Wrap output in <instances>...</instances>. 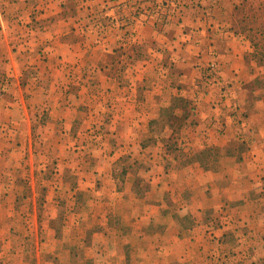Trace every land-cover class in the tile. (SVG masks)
<instances>
[{"label": "crops", "instance_id": "0c3cea01", "mask_svg": "<svg viewBox=\"0 0 264 264\" xmlns=\"http://www.w3.org/2000/svg\"><path fill=\"white\" fill-rule=\"evenodd\" d=\"M65 1L0 0V203L20 200L19 186L33 188L46 154L51 161L62 150L57 164L63 163L65 172L80 175L79 188H70L72 194L75 196L76 190H91L82 156L88 151L98 156H106V152L104 142L88 148L90 138L86 129L99 121V108L111 105L115 107L114 118L107 123L104 138L114 140L115 159L140 155L156 164V170L151 166L148 171V182L162 192L160 197L150 200L137 195L131 187L133 182H129L130 189L118 192L120 209L111 213L115 187L111 166L97 160L95 178L100 188L95 191L99 195L96 202L103 209L98 211L100 221L93 231L101 242L94 249L105 250V245H109L111 255L124 249L123 257H127L126 252H136L134 261L128 260L133 264H207L204 249L210 244L201 242L209 222L207 216L215 213L218 203L234 202L241 206L248 200L262 199L260 210L251 213L254 227L246 234L252 236L248 260H229L230 264H262L264 58L251 57L255 46L250 36L235 29L237 0H193V4L182 7L181 19H165L173 26H193L197 31L192 37L172 38L167 41L165 54L151 53L150 58L137 59L135 53L128 51V62L123 68L114 66L117 60L108 61L106 52L114 48L112 43L102 40L90 45L85 29L90 23L82 15L94 4L81 0V9L74 8L73 3L69 9L63 6ZM99 1L110 5L108 0ZM74 10L80 12V17ZM202 13L206 14L203 18ZM154 22L136 26L144 40L154 35ZM79 29L81 40L77 36ZM210 60L219 74L205 90L200 64ZM44 108L45 113L41 111ZM237 111H245L250 119L240 123L236 120ZM191 122L196 125L190 151L206 148L202 140L216 148L218 159L210 166L198 161L179 164L178 160L166 157L163 140L175 139L184 123ZM153 124H159L158 134L151 130ZM8 126L14 129L12 141ZM239 138L247 147L231 149V140ZM49 139L58 146L54 153L45 147L52 143ZM58 140H65L64 148H59ZM147 141L148 144L144 143ZM165 169L174 174H164ZM170 175H175L174 179ZM11 188L14 190L10 191ZM21 197L24 199L22 194ZM126 203L128 211L123 208ZM155 203L157 210L153 213ZM138 209L145 211L137 212ZM186 214L191 220L189 224L183 222ZM76 215L79 217V213ZM126 235L129 240L121 241ZM148 237L152 243L144 242ZM157 237L160 244H156ZM150 251L159 252L160 259L149 261L146 255L151 256ZM117 257L124 259L120 254Z\"/></svg>", "mask_w": 264, "mask_h": 264}, {"label": "rangeland", "instance_id": "374dc122", "mask_svg": "<svg viewBox=\"0 0 264 264\" xmlns=\"http://www.w3.org/2000/svg\"><path fill=\"white\" fill-rule=\"evenodd\" d=\"M88 1L94 5L87 12H83L82 16L90 23L89 27L85 28L87 30L86 34H88L87 37L90 39V45H95L99 41L102 42V40L109 44L112 43L111 46H114V48L111 50L112 47L110 46V51L106 52V54H108L107 57L110 59L108 61H112L110 63H113V60H117V64L114 65L117 68L118 66L120 68L126 67L128 62L126 54L128 51L135 53L137 59L144 56L150 58L149 54L151 53L165 54L163 52H167V41L172 38L177 40L178 38L185 39L189 36L192 37V33L197 31L190 25H183L181 27V25L176 23L173 26L167 24L165 21V19H181L183 15L182 7H185L187 4H193V0H115L117 3H111L114 0H108L110 5L100 3L102 1L99 0ZM105 1L103 0V2ZM82 2L81 0H66L63 6L71 8L73 3L74 8L78 7V9H81L80 4ZM124 3L127 5L121 6ZM117 4H120L121 7L117 8ZM234 5L237 6L235 9V19L237 18L236 20L238 21L235 27L236 31H244L246 35L250 36L251 44L255 46L254 56L251 57L264 58V0H237ZM70 12H72V9ZM73 13H77V17H80V12H77V10H74ZM202 15L203 18L206 14L202 13ZM154 21L156 22V26L152 28L154 35L151 37L147 36L148 38L144 37L147 38L144 40L141 37L143 35L141 29L138 31L136 26H140V24L144 25V23L150 24ZM80 35L82 33L79 29L77 33L79 40H81ZM135 35H137L136 38ZM122 55L125 56L123 57ZM210 62L211 60L200 64L203 70L201 76L202 82L206 83L207 73H211L212 75L209 84L207 83L208 85L202 84L205 90L209 88L214 77L219 74L218 70L215 69V64L209 69ZM137 66L139 69L140 64H137L136 68ZM153 67L155 72L158 71L156 63L153 64ZM41 111L45 113L46 108ZM114 112L115 107L111 105L99 108L96 112V118L99 121L86 129L90 138L86 143L88 144V148L98 146L104 142L106 152V156L92 155V151H88V154L82 156L84 165L88 167L85 172L86 175L89 173V182L92 184L91 190L81 192L76 190L75 196L72 194L73 190L70 188L72 186L76 189L79 188L77 177L80 175L65 172L63 163L57 164L60 162L59 158L64 153L62 150L61 155L57 154L55 156L51 154V156L53 155L51 161H48L49 155L46 154V159L41 162L43 166L33 188L26 185L23 187L19 186V194L17 196H19L20 200L1 201L0 264H106L105 262L107 261L110 264H133L128 260L132 259L134 261V254L136 252H126V255L128 254L127 257H123L125 255L124 249L115 251L114 255H111L112 251L107 249L109 245H105V250L94 249V246H98L96 244L101 242L98 240L97 234H93V231L96 230L100 221V216L97 215L98 211L103 209L96 202L99 195L95 191L100 188V184H98V180L95 178V174L97 173L95 164L97 160H100L109 163L111 166V177L115 186L112 199L114 200V206H110L112 209L111 213L113 211L117 212L120 209L119 191L128 189V187L130 189L129 182H133L131 187L137 192V195H142V197L147 196L150 200L154 196L156 198L160 197L159 193L162 191H159L157 186H154V189L148 182V175L151 174L148 171L151 166L153 170H156V164L150 162L146 157L145 160L140 155H136L133 158H130V155H125L120 160L115 159L116 155L113 154V149L116 144L114 140L111 138H106L105 140L104 138L106 136L105 132H108L106 129L107 123L113 120L112 114ZM237 112L236 118L238 119L236 120H239L240 123L245 122L246 119H250L245 111ZM184 125L177 133L175 132V139L170 137L164 139L163 143L159 141L167 151L166 157L173 158L175 161L178 160L179 164L185 165L196 161L193 155L198 151L192 152L189 149L195 141V135L192 130H194L196 124L193 125L191 122V124L184 123ZM8 129L9 141H12L14 129L12 130L11 126H8ZM151 130H154L158 134L160 132L159 124H153ZM143 134L141 132V135ZM140 138L135 141L136 149H138L137 143ZM49 141H52V139H49ZM149 142L151 143V140ZM149 142L144 143L148 144ZM59 143V148H64L65 140H58ZM195 143L198 144L200 142ZM195 143L194 145H196ZM202 143L206 144L208 148L211 147L210 143H207L205 140H202ZM230 144L231 149L234 150L247 147L246 142L240 140V138L238 140H231ZM46 146L50 148L51 153H54L55 148L58 147L54 141L52 143L48 142V144H45ZM51 147L53 148L51 149ZM210 153L207 156L208 162L214 160L212 156L214 151L211 150ZM75 157L77 159L80 158V156ZM189 158L192 159L189 160ZM172 172L174 174L172 170H163L164 174H172ZM171 177L174 179L175 175H170ZM13 190L14 188L10 189V191ZM147 191L149 192L147 193ZM167 192L169 191L167 190ZM260 193L264 195L262 191ZM21 194L24 199L21 197ZM74 198L76 199V204L73 203L75 201ZM261 200L259 199L255 202L248 200L247 204L244 203L241 206L233 204L234 202L218 203L215 213L207 216L209 219L206 222H209L206 224V230L201 238L202 243L206 241L210 244V246L208 245V249H204L206 258L209 259L207 264H230L229 260H232L234 263H243L244 260H248L250 253L249 244L252 236L246 234L248 231H252V227H254L255 221L251 218V213H255L257 208L260 210V206H262ZM154 202L157 203V201ZM156 203L153 204V213L157 210ZM127 205L128 203L123 206L126 211L129 210ZM190 209L192 208L190 207ZM138 211L144 212L145 210L138 209ZM162 212V210L158 211L161 215L163 214ZM77 213H79V217H77ZM99 213L101 212L99 211ZM94 216L96 217L94 218ZM190 221L188 215H184L183 222L189 224ZM235 233L236 235H234ZM230 236L232 237V242H230ZM132 238H135V236ZM120 240L127 241L129 240V236H122ZM143 240L144 242H151V237ZM159 240L160 237H157L156 244H160ZM144 242L140 246H143ZM153 246L158 250L155 245ZM261 249L264 251V242L261 245ZM150 252L152 253V257L148 253L146 255L149 261L153 260L154 263L157 257L160 259L159 252ZM143 253V251L140 252L139 257ZM117 254H120L121 258L124 259L119 260ZM129 254L131 255L130 257ZM261 261L264 264V255Z\"/></svg>", "mask_w": 264, "mask_h": 264}, {"label": "trees", "instance_id": "16d2710c", "mask_svg": "<svg viewBox=\"0 0 264 264\" xmlns=\"http://www.w3.org/2000/svg\"><path fill=\"white\" fill-rule=\"evenodd\" d=\"M236 8H237V6H235V9ZM168 138H170V137H168ZM211 150L214 151V153L212 155L214 160H211V162H208L207 156L211 154L210 153ZM215 150H216L215 147H210V148L207 147V148H204L203 150H199L198 152H196V154H194L193 157H194V159H196V161L200 162L205 167L210 166L211 164L215 163L216 160L218 159V154L215 152ZM206 152H208V153L205 154ZM192 158H189V160H191Z\"/></svg>", "mask_w": 264, "mask_h": 264}, {"label": "built area", "instance_id": "2783aa9c", "mask_svg": "<svg viewBox=\"0 0 264 264\" xmlns=\"http://www.w3.org/2000/svg\"><path fill=\"white\" fill-rule=\"evenodd\" d=\"M214 66V64L213 63H210L209 64V69L211 68V67H213ZM212 78V75H211V73H207V76H206V85H208L209 84V82H210V79ZM208 83V84H207Z\"/></svg>", "mask_w": 264, "mask_h": 264}]
</instances>
